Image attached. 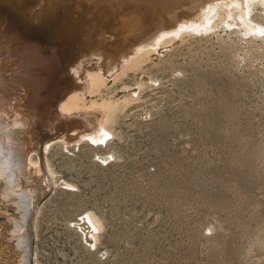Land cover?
<instances>
[{"label": "rangeland", "instance_id": "rangeland-1", "mask_svg": "<svg viewBox=\"0 0 264 264\" xmlns=\"http://www.w3.org/2000/svg\"><path fill=\"white\" fill-rule=\"evenodd\" d=\"M64 1L0 5V113L44 106L54 85L79 81L65 75L66 62L52 51L58 8L78 0ZM238 36L185 38L93 96L149 84L120 112L110 146L115 161L101 163L88 144L74 151L58 140L51 147L58 175L78 187L58 186L45 200L35 238L39 264H264V50ZM3 174L0 264H23L18 226L27 189ZM87 207L104 221L99 251L71 225Z\"/></svg>", "mask_w": 264, "mask_h": 264}, {"label": "bare ground", "instance_id": "bare-ground-1", "mask_svg": "<svg viewBox=\"0 0 264 264\" xmlns=\"http://www.w3.org/2000/svg\"><path fill=\"white\" fill-rule=\"evenodd\" d=\"M8 1L12 3L0 0V5L7 8ZM79 1L58 8L61 10L51 25L56 41L52 51L66 62L65 75H76L79 81L54 85V90L46 91L41 99L44 106L30 103L23 113H0V170L7 180L27 189V196L23 194L25 218L18 226L25 247L23 264H39L35 238L50 192L58 186L70 191L78 187L75 181L58 175L51 162V147L58 140L74 151L88 144L94 149L93 157L103 164L118 158L117 150L110 146L118 136L120 112L149 84L138 80L117 87L107 97L93 98L110 80L115 82L138 68L154 52L165 51L197 34L203 37L237 32L238 42L251 40L264 50V0ZM35 11L34 19L42 13L40 9ZM259 58L264 61V53ZM69 118H73V124L62 128ZM71 225L90 250H102L99 244L104 221L93 208L83 209ZM206 230L214 232V226L209 224ZM103 250L100 253L107 256L109 250Z\"/></svg>", "mask_w": 264, "mask_h": 264}, {"label": "snow or ice", "instance_id": "snow-or-ice-1", "mask_svg": "<svg viewBox=\"0 0 264 264\" xmlns=\"http://www.w3.org/2000/svg\"><path fill=\"white\" fill-rule=\"evenodd\" d=\"M262 33H264V29H262Z\"/></svg>", "mask_w": 264, "mask_h": 264}]
</instances>
